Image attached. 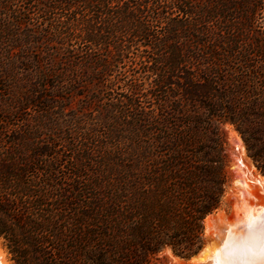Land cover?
Instances as JSON below:
<instances>
[{
	"label": "trees",
	"instance_id": "16d2710c",
	"mask_svg": "<svg viewBox=\"0 0 264 264\" xmlns=\"http://www.w3.org/2000/svg\"><path fill=\"white\" fill-rule=\"evenodd\" d=\"M226 126L264 174V0H0L12 264L194 256L227 191Z\"/></svg>",
	"mask_w": 264,
	"mask_h": 264
},
{
	"label": "bare ground",
	"instance_id": "6f19581e",
	"mask_svg": "<svg viewBox=\"0 0 264 264\" xmlns=\"http://www.w3.org/2000/svg\"><path fill=\"white\" fill-rule=\"evenodd\" d=\"M233 134L238 137L236 133ZM239 144L238 163L234 167V190L239 197L237 204L235 203V219L231 220L222 210L210 216L207 219V230L212 229L208 232L213 231L212 234L219 238L217 241H220V245H209L201 257L192 259L187 264H264V228L260 230L261 223L264 222V205L259 206V209L255 208L257 205L253 206L250 200L259 197H255V187L259 186L264 192V177L254 175L255 167L247 158L241 141ZM261 200L263 199H260L262 205ZM255 201L257 203L259 200ZM185 263L177 259V264Z\"/></svg>",
	"mask_w": 264,
	"mask_h": 264
},
{
	"label": "rangeland",
	"instance_id": "374dc122",
	"mask_svg": "<svg viewBox=\"0 0 264 264\" xmlns=\"http://www.w3.org/2000/svg\"><path fill=\"white\" fill-rule=\"evenodd\" d=\"M225 131L227 133V143H228V153H229V168H228L229 181H228V185H227L226 195H225L224 200H223V206H222V208L219 211L222 210L225 215H227L231 220H233V219H235V217H234L235 210L234 209L236 208V204H237L236 201L238 202V199H239L238 193L234 190L235 189L234 183H235V180L236 179H235V175H234L235 172L233 171V169L231 167V164L233 162H235V160H234V156L236 155V153L234 152L235 151V149H234L235 143H237L238 145H240L239 142L241 141V145H243V147H244L245 154H246L247 158L249 159V161L255 167V169H253L254 175H256V176L259 175L260 177H264V174H262L256 168V166L253 163V161L248 157L247 152H246V149H245V146L243 144V141H242L241 137L238 135V133L235 132V130L232 127H229V126H226ZM233 133H236L240 139H238V137L235 136ZM258 188H259V186H258ZM258 188L255 187L254 192H256L255 193L256 194L255 197L256 196H259V197L258 198L257 197L256 198H250V200H252L251 201L252 202V205L254 206L256 204L257 206H255V208L258 207V209H259V206L261 207V206L264 205V201H263L264 200V192L262 191L261 188H259V189ZM257 193H259V194L257 195ZM256 199L259 200L258 201L259 203L258 202L256 203V201H255ZM260 199H263V200H261L262 201V205L260 204ZM218 212L215 213L214 215L218 214ZM262 225L264 226V222L261 223L260 230H262L264 228V227H262ZM210 230H212V229H210ZM210 230H207V225H206L204 245L205 244L211 245V244H214L215 243V245L219 247L220 244H218V243L220 241L219 242L217 241V240H219V238H217V236H215V235L212 234L213 231L208 232ZM219 230H221V229L219 228ZM219 230L217 229V231H219ZM0 254L2 255V256L0 255V264H6V263L7 264H12V262L10 261V258L8 256V253H7L6 249H5V247L3 246V243H2L1 240H0ZM177 259L181 260L184 263L186 262L185 264L189 263V260L188 259L179 258V257L174 256L173 254H171V253L168 252L167 253V257L163 261L162 264H177ZM4 262H6V263H4Z\"/></svg>",
	"mask_w": 264,
	"mask_h": 264
},
{
	"label": "water",
	"instance_id": "95a60500",
	"mask_svg": "<svg viewBox=\"0 0 264 264\" xmlns=\"http://www.w3.org/2000/svg\"><path fill=\"white\" fill-rule=\"evenodd\" d=\"M238 146H239V145H238L237 143H235V147H234V149H235L234 152L236 153V155L234 156V160H235V162H233V163L231 164V167H232V169H233L234 172H235L234 167H235V165L238 163V159H237ZM234 175H235V179H236V173H234ZM208 247H209V244H205V245H203V247L201 248V250H200L197 254H195L194 256L190 257L188 260L190 261V260H192V259H198V258L201 257L202 254L208 249Z\"/></svg>",
	"mask_w": 264,
	"mask_h": 264
}]
</instances>
